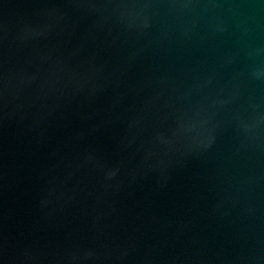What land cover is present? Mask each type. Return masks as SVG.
Listing matches in <instances>:
<instances>
[{
	"label": "water",
	"instance_id": "1",
	"mask_svg": "<svg viewBox=\"0 0 264 264\" xmlns=\"http://www.w3.org/2000/svg\"><path fill=\"white\" fill-rule=\"evenodd\" d=\"M0 264H264V0H0Z\"/></svg>",
	"mask_w": 264,
	"mask_h": 264
}]
</instances>
